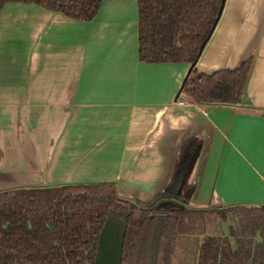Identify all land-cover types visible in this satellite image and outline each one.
I'll return each mask as SVG.
<instances>
[{"label":"crops","instance_id":"obj_1","mask_svg":"<svg viewBox=\"0 0 264 264\" xmlns=\"http://www.w3.org/2000/svg\"><path fill=\"white\" fill-rule=\"evenodd\" d=\"M138 29L137 0H102L89 21L0 8V190L110 183L149 202L198 136L189 206L263 205L264 0H226L197 63L210 74L253 57L236 106L177 98L191 64L141 61Z\"/></svg>","mask_w":264,"mask_h":264},{"label":"trees","instance_id":"obj_2","mask_svg":"<svg viewBox=\"0 0 264 264\" xmlns=\"http://www.w3.org/2000/svg\"><path fill=\"white\" fill-rule=\"evenodd\" d=\"M12 1L86 21L102 4L0 0V8ZM137 1L140 60L191 64L177 98L183 94L192 102L217 106L242 102L252 56L235 69L210 74L197 69L224 10L223 0ZM203 143L198 136L183 140L169 183L149 202L123 198L110 183L0 190V264H95L99 236L111 216L127 224L122 264H264V204L189 206ZM169 200L176 204L159 207ZM225 222L230 223L229 232Z\"/></svg>","mask_w":264,"mask_h":264},{"label":"water","instance_id":"obj_3","mask_svg":"<svg viewBox=\"0 0 264 264\" xmlns=\"http://www.w3.org/2000/svg\"><path fill=\"white\" fill-rule=\"evenodd\" d=\"M225 1L223 0V3ZM175 204L176 202L173 200L163 201L159 204V207H170ZM126 232L127 224L121 217L111 216L106 220L99 236L95 264H122ZM231 242L235 245L233 237H231Z\"/></svg>","mask_w":264,"mask_h":264},{"label":"rangeland","instance_id":"obj_4","mask_svg":"<svg viewBox=\"0 0 264 264\" xmlns=\"http://www.w3.org/2000/svg\"><path fill=\"white\" fill-rule=\"evenodd\" d=\"M229 225H230V223L229 222H225L224 223V227H225V229L229 232Z\"/></svg>","mask_w":264,"mask_h":264},{"label":"built area","instance_id":"obj_5","mask_svg":"<svg viewBox=\"0 0 264 264\" xmlns=\"http://www.w3.org/2000/svg\"><path fill=\"white\" fill-rule=\"evenodd\" d=\"M179 104H184V101L180 100L178 101Z\"/></svg>","mask_w":264,"mask_h":264}]
</instances>
